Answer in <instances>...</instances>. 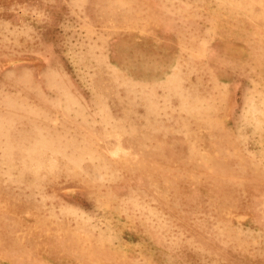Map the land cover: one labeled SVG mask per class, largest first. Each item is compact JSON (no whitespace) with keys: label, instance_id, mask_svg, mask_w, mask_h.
Returning a JSON list of instances; mask_svg holds the SVG:
<instances>
[{"label":"rangeland","instance_id":"1","mask_svg":"<svg viewBox=\"0 0 264 264\" xmlns=\"http://www.w3.org/2000/svg\"><path fill=\"white\" fill-rule=\"evenodd\" d=\"M256 14L264 29V0H0V264H264V84L216 80L264 42ZM229 112L213 141L255 172L190 154L194 116L217 133ZM43 162L91 185L45 193ZM69 226L107 253L46 236Z\"/></svg>","mask_w":264,"mask_h":264},{"label":"bare ground","instance_id":"2","mask_svg":"<svg viewBox=\"0 0 264 264\" xmlns=\"http://www.w3.org/2000/svg\"><path fill=\"white\" fill-rule=\"evenodd\" d=\"M243 23L247 24L248 31H254L259 34L264 35V29L258 23L257 14L255 16L254 15L250 16L249 19L247 21H243ZM242 37L245 38L244 36ZM238 40L239 39L236 38L237 42ZM248 49H249L248 56L251 59V62L239 61L236 64H234V67L232 69L219 68L218 69L219 74H217L216 80L219 81L220 79H228L230 76L239 77L241 79L245 77L260 76L259 77V79L261 80L260 82L261 84H264V42L262 43V45L258 47L252 46ZM216 80L214 81L216 82ZM258 85L259 84L257 83L253 86L255 91L258 90ZM257 97L260 98L259 94L255 96L254 98L256 99ZM232 120L234 121V113L233 112L227 113L224 120L220 124V128L217 133L210 132V129H209V127L211 126L210 119L208 118L205 119L204 116L202 117L194 116V120L191 121L192 124L190 126L189 125L187 126L186 133L192 130L194 133L199 132L202 136V138L199 140L200 143H198L197 145L198 147L196 149L193 148L194 145L189 144L190 154L198 156V158L204 160V162L209 161L208 164H201L200 167L198 166L199 170L204 171V172H213L212 170L215 169V167L218 165L219 166L218 172H222L223 170L229 171V169H234V167H239L240 169L244 171L255 172L252 170L251 165L249 167L246 164L244 168V164H243L244 155L239 153L238 150H235L234 152L231 153V151L228 150L226 146L222 147V145L228 144L227 142L231 143V141L229 140L220 141L219 143L213 141L216 138L221 139V140L229 139L230 130H233L230 127V122H232ZM259 135L260 136H258V140H257L258 142H256L254 146H257L258 144V146L260 147V151H261L260 157L262 159L264 158V128H262V131L261 133H259ZM221 155L222 157L221 159H219L218 156H221ZM30 168L26 170L28 173L31 172ZM71 169H69L66 164H61V168H59L58 171L54 172L52 168L50 167L49 162L47 164L43 162L41 164H38V166L36 167L32 166L31 170L35 171V173L32 174L34 178L32 183L36 186H39L43 191L45 190V193H51V190L56 189L54 185H56V187L63 186L65 184L64 181L66 179H68L69 181L75 182V184H78V185H80L81 183H83L85 186L91 185V182L89 180H84V178L81 176L80 173L72 171ZM117 169H122V168L120 166H117ZM37 170L42 171V172L37 174ZM35 177H37L41 181H37ZM153 179H155V176H153ZM193 183L195 185H199L201 184V181L196 180ZM252 184L256 186L264 185V181L256 180L255 182H252ZM33 195H36V194L33 192ZM25 198L26 200L30 199V195H29V198L27 197ZM24 204L25 202L22 201L19 203V206L24 205ZM27 205L30 208V201H28ZM18 209L19 207H17V210ZM41 219L42 218L39 217L40 221H42ZM35 221H38V220H35ZM72 228H73L72 226H69V228L65 227L64 229L65 236H63L58 231H50V230L46 231V236L52 237L58 240L59 242L65 243L66 248L68 247V244H70L71 242H74V240L76 239V242L74 243L76 245L75 250L78 253H105L106 252V250L102 246H99L97 244V241L95 240V236H91L92 239L84 238L82 240L81 239L82 237L78 235V232L74 228L73 229ZM193 229L194 228H191V230L193 231L192 233H191V230L189 229L190 233L197 235L198 231L196 229L194 230ZM232 234H234V230L230 229L229 231H226L225 233L226 236H223V237L232 238L233 237ZM11 235L12 234L9 232L8 234H6L5 237H0V260L2 258L5 259L8 256L11 258L10 261L15 262L16 260L12 258V256L15 257V255L8 248L9 242H14V239ZM190 236L191 235L188 233H186L185 235V237H190ZM217 236L219 237V235ZM19 262H23V261L19 260Z\"/></svg>","mask_w":264,"mask_h":264}]
</instances>
